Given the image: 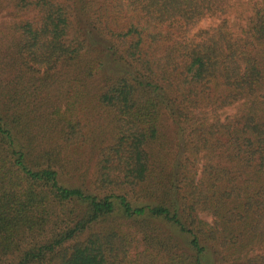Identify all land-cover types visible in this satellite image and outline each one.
Returning <instances> with one entry per match:
<instances>
[{
  "label": "trees",
  "instance_id": "trees-1",
  "mask_svg": "<svg viewBox=\"0 0 264 264\" xmlns=\"http://www.w3.org/2000/svg\"><path fill=\"white\" fill-rule=\"evenodd\" d=\"M11 3L9 47L50 75L0 81V264H264L261 1ZM92 118L90 190L65 168Z\"/></svg>",
  "mask_w": 264,
  "mask_h": 264
},
{
  "label": "rangeland",
  "instance_id": "rangeland-1",
  "mask_svg": "<svg viewBox=\"0 0 264 264\" xmlns=\"http://www.w3.org/2000/svg\"><path fill=\"white\" fill-rule=\"evenodd\" d=\"M239 2H245L249 0H236ZM262 5L264 6V0H260ZM241 6H236L235 12L241 10ZM231 14L230 17V25L237 31V24L235 21V14ZM34 14L32 13L31 16ZM17 15L14 14L13 5L11 0H0V81L6 82V80H11L14 76L18 75V79L20 80L21 87H24L28 83H31V87L34 86L35 81L40 79H45L50 74L46 73V70H42L39 68H34L32 65L22 58V53H15V47H9V43L13 39V34L10 31L11 26H13L17 22ZM218 23L215 19H205L201 21L195 28L192 30L191 35L196 32L208 29L210 26L216 25ZM17 48V46H16ZM21 59L19 60V57ZM106 68L109 71L114 72L112 69V61L110 60L106 62ZM62 77V76H61ZM60 77V78H61ZM67 81H61L60 79L56 83H51L48 85L49 92L53 95L50 100H53L47 108V122L53 120L55 118L54 113L58 111L62 114L65 110L64 104V93H66ZM47 88V89H48ZM56 93H58L56 95ZM44 97H37L31 99L28 97V101H34L33 106L42 107L45 104L43 99ZM233 113L232 109L226 110L222 115H230ZM46 122V119L43 118ZM41 119V122L43 121ZM95 118H92L90 121L89 127L85 128L82 132L81 136L77 139H74L71 145V152H69L70 160H73L66 168V176L68 180H71L72 186H80L82 188L92 189L93 186V171H95V159L97 155L98 148L104 144H107L105 138L101 136V134L96 130V122ZM98 122V121H97ZM111 131L107 130L105 135L106 139L110 135ZM101 144L98 146V143ZM76 161V162H74ZM209 220V219H207Z\"/></svg>",
  "mask_w": 264,
  "mask_h": 264
}]
</instances>
